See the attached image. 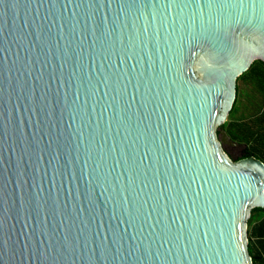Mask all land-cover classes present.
Segmentation results:
<instances>
[{
  "label": "water",
  "instance_id": "water-1",
  "mask_svg": "<svg viewBox=\"0 0 264 264\" xmlns=\"http://www.w3.org/2000/svg\"><path fill=\"white\" fill-rule=\"evenodd\" d=\"M256 62L264 0H0V264H253Z\"/></svg>",
  "mask_w": 264,
  "mask_h": 264
},
{
  "label": "trees",
  "instance_id": "trees-1",
  "mask_svg": "<svg viewBox=\"0 0 264 264\" xmlns=\"http://www.w3.org/2000/svg\"><path fill=\"white\" fill-rule=\"evenodd\" d=\"M240 82L248 83L252 88L242 90ZM241 93L248 105H239ZM235 112L237 115L232 117ZM221 130L225 131L234 142L246 145L239 159L254 157L264 162V63H254L253 68L239 78L236 103ZM255 211L264 213V208H254L253 212ZM249 225L252 227L253 219L250 220ZM253 235L254 230L250 236V254L255 263Z\"/></svg>",
  "mask_w": 264,
  "mask_h": 264
},
{
  "label": "crops",
  "instance_id": "crops-1",
  "mask_svg": "<svg viewBox=\"0 0 264 264\" xmlns=\"http://www.w3.org/2000/svg\"><path fill=\"white\" fill-rule=\"evenodd\" d=\"M251 219H253V225L252 227L249 225V230L250 236L253 234L254 230L253 249L256 258L253 264H264V213L259 211L252 212Z\"/></svg>",
  "mask_w": 264,
  "mask_h": 264
},
{
  "label": "rangeland",
  "instance_id": "rangeland-1",
  "mask_svg": "<svg viewBox=\"0 0 264 264\" xmlns=\"http://www.w3.org/2000/svg\"><path fill=\"white\" fill-rule=\"evenodd\" d=\"M239 84H240V87H241L242 90H248V89L252 88L251 85H249L248 83H245V82H240ZM242 104H243V105H248L249 103L246 102L245 98H243V95H242V93H241V98H240V103H239V105H242ZM250 107H252V106H250ZM236 115H237V113L235 112V114H234L232 117H234V116H236ZM229 117H230V116H228V119H229ZM222 133H223V130H221V128H218V133H217V138H218V140H221V136H223ZM223 147H224L227 151H229L231 155H233V156H237L238 158L241 157V153L243 152V149H244V146H242V145H238V146L236 147L235 150H231V149L229 148V146H228V145H224V143H223Z\"/></svg>",
  "mask_w": 264,
  "mask_h": 264
},
{
  "label": "flooded vegetation",
  "instance_id": "flooded-vegetation-1",
  "mask_svg": "<svg viewBox=\"0 0 264 264\" xmlns=\"http://www.w3.org/2000/svg\"><path fill=\"white\" fill-rule=\"evenodd\" d=\"M224 145H228L231 150H235L238 145H233L229 143L227 140L225 141ZM233 156V155H232ZM242 156V153H241ZM233 158H238L237 156H233Z\"/></svg>",
  "mask_w": 264,
  "mask_h": 264
}]
</instances>
